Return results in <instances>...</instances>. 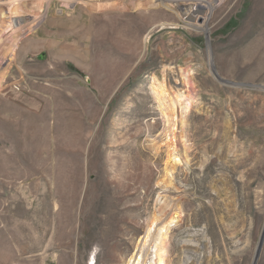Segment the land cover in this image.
Listing matches in <instances>:
<instances>
[{"label": "rangeland", "instance_id": "obj_1", "mask_svg": "<svg viewBox=\"0 0 264 264\" xmlns=\"http://www.w3.org/2000/svg\"><path fill=\"white\" fill-rule=\"evenodd\" d=\"M179 2L0 0V264H124L165 197L164 264H264V0Z\"/></svg>", "mask_w": 264, "mask_h": 264}, {"label": "bare ground", "instance_id": "obj_2", "mask_svg": "<svg viewBox=\"0 0 264 264\" xmlns=\"http://www.w3.org/2000/svg\"><path fill=\"white\" fill-rule=\"evenodd\" d=\"M164 1H169L175 4V7H176L175 9L176 10L179 9L181 12V15H183L185 18L195 19L196 11L193 10L191 6L186 7V8H180L179 0H159V2L161 3H163ZM202 30L204 29L202 28ZM176 66L177 64L175 62L164 63L161 65V72L170 71ZM173 88L174 87L169 86V84L165 82V80L164 81L162 80L161 84H159L157 88L155 87V89H153V93L155 94L156 98L159 99L161 98L162 94H166V93L168 94L169 90H172ZM180 100L181 99H179V96H177L168 102L162 101L158 104L161 110V114L165 118L164 127H163V130L161 131L160 136L167 137L168 131L170 132L172 129V126L176 125V124L172 125L171 121H173V116H174L176 108L179 109L181 106ZM166 122L168 124L167 126L165 125ZM172 135H174V133H172ZM156 138L157 137H154L152 139V142H154ZM161 140H163V137L160 138V141ZM170 201L171 199L169 197H165V199L162 201V204L160 205L159 210L153 216L150 223L147 225L144 234L138 238L137 243L135 244V246H133L134 247L133 252L126 258V260L124 261V264H164V257L166 253H168L170 250L169 245L166 244L167 240L165 241L166 238L164 237V230H165L164 227H166V224L167 223L169 224V222H171V219H172L170 215V210H169L171 207ZM167 219H169L168 222H167ZM153 252L155 253L154 256L152 255ZM89 264H96L95 256L89 259Z\"/></svg>", "mask_w": 264, "mask_h": 264}, {"label": "water", "instance_id": "obj_3", "mask_svg": "<svg viewBox=\"0 0 264 264\" xmlns=\"http://www.w3.org/2000/svg\"><path fill=\"white\" fill-rule=\"evenodd\" d=\"M262 235H263V234H261L260 241H259V245H258L257 248H256V253H255V254H257V252H258V250H259V248H260V244H261V240H262Z\"/></svg>", "mask_w": 264, "mask_h": 264}]
</instances>
